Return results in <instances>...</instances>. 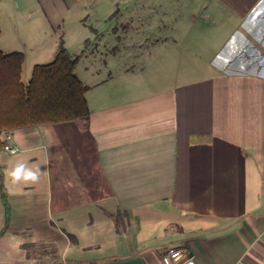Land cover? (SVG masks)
<instances>
[{"label": "crops", "instance_id": "crops-1", "mask_svg": "<svg viewBox=\"0 0 264 264\" xmlns=\"http://www.w3.org/2000/svg\"><path fill=\"white\" fill-rule=\"evenodd\" d=\"M193 1L211 47L91 34L76 75L88 119L3 134L0 264H167L169 249L264 264V0ZM81 2L0 0V34L59 27ZM17 162L39 183L13 185Z\"/></svg>", "mask_w": 264, "mask_h": 264}, {"label": "rangeland", "instance_id": "rangeland-1", "mask_svg": "<svg viewBox=\"0 0 264 264\" xmlns=\"http://www.w3.org/2000/svg\"><path fill=\"white\" fill-rule=\"evenodd\" d=\"M208 16L209 11L195 7L193 0H82L59 27L36 21L31 25V33L0 34V51L24 55L21 82L26 84L33 66L52 62L53 53L63 42L69 54L77 58L75 74L80 78L85 66L83 40L91 34L102 37L98 46L106 44L110 34H137L139 37L155 34V38L175 39L176 43L168 40L171 48L190 52L211 47L212 35L220 34ZM145 46L149 49L155 45L146 41Z\"/></svg>", "mask_w": 264, "mask_h": 264}, {"label": "trees", "instance_id": "trees-1", "mask_svg": "<svg viewBox=\"0 0 264 264\" xmlns=\"http://www.w3.org/2000/svg\"><path fill=\"white\" fill-rule=\"evenodd\" d=\"M24 55L0 51V151L5 132L47 124L87 120L86 87L75 74L77 58L60 42L54 59L36 64L26 84L21 82ZM8 194L0 168V199L5 227L10 222Z\"/></svg>", "mask_w": 264, "mask_h": 264}, {"label": "clouds", "instance_id": "clouds-1", "mask_svg": "<svg viewBox=\"0 0 264 264\" xmlns=\"http://www.w3.org/2000/svg\"><path fill=\"white\" fill-rule=\"evenodd\" d=\"M8 175L13 185H35L41 179V168L29 166L26 162H17Z\"/></svg>", "mask_w": 264, "mask_h": 264}, {"label": "built area", "instance_id": "built-area-1", "mask_svg": "<svg viewBox=\"0 0 264 264\" xmlns=\"http://www.w3.org/2000/svg\"><path fill=\"white\" fill-rule=\"evenodd\" d=\"M5 150L14 153L16 150L13 147L5 146ZM166 257L167 264H197L192 256H188L185 252L176 249H169Z\"/></svg>", "mask_w": 264, "mask_h": 264}]
</instances>
